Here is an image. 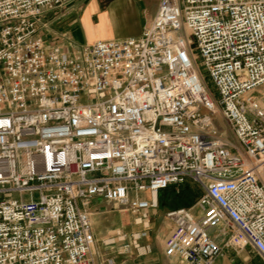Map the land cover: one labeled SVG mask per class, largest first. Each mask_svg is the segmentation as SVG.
<instances>
[{
	"label": "built area",
	"instance_id": "built-area-1",
	"mask_svg": "<svg viewBox=\"0 0 264 264\" xmlns=\"http://www.w3.org/2000/svg\"><path fill=\"white\" fill-rule=\"evenodd\" d=\"M72 1L0 0V264H94L92 200L148 228L187 182L167 257L264 262V0H160L138 38L49 47L42 20Z\"/></svg>",
	"mask_w": 264,
	"mask_h": 264
},
{
	"label": "crops",
	"instance_id": "crops-1",
	"mask_svg": "<svg viewBox=\"0 0 264 264\" xmlns=\"http://www.w3.org/2000/svg\"><path fill=\"white\" fill-rule=\"evenodd\" d=\"M159 5L160 0H73L70 6L44 16L40 34L49 47L67 43L87 47L98 40H130L140 37L153 24ZM94 200L100 204L104 201ZM158 210L148 211V228L136 225L135 217L132 232L118 226L107 212L93 213L94 264H180L177 258L165 254V241L174 226L166 217L162 224L153 222ZM118 232L125 240L118 238ZM137 235L140 239L136 241Z\"/></svg>",
	"mask_w": 264,
	"mask_h": 264
},
{
	"label": "rangeland",
	"instance_id": "rangeland-1",
	"mask_svg": "<svg viewBox=\"0 0 264 264\" xmlns=\"http://www.w3.org/2000/svg\"><path fill=\"white\" fill-rule=\"evenodd\" d=\"M189 38L192 39V37L189 35ZM197 55V53H196ZM197 67L200 72L205 77V81L208 83L210 89L212 90L214 96L218 99L219 95L216 91V88L212 86V83L210 81V78L207 76V72L205 70V67L200 59H197ZM250 99L249 96L245 97V100L248 101ZM253 99L256 100L261 107H264V86H261L256 92L253 94ZM215 123L217 127L228 134V138L236 142L235 137L230 132L229 126L227 123L221 118V116H216ZM180 192L183 194L180 195ZM180 192L177 193L176 187H170L167 192L162 193L161 195V206L158 210V215L153 217V222L162 224L163 220L165 219V215L168 211H171L172 209L177 208H187L191 206L193 203H197L198 199L201 196V191L199 190L198 186L193 184L192 182H187L185 185L180 187ZM188 192H192L193 194H199L197 200L193 203L189 202L185 195ZM14 198H19L18 195H13ZM166 204V205H164ZM194 204V205H195ZM89 206V212L90 213H97L100 211L107 212L109 216L114 219V222L121 226L125 231L132 232L135 227L132 226L133 220L135 219V216L130 212H125L123 209L120 208V206H116L114 204L108 203L106 201H103V204H100V202L92 200L90 202ZM194 213L196 215H199L198 209L194 210ZM264 264L263 260L257 256V254L252 251L251 249H247L246 251L237 253L232 250H226L224 257L219 258L217 261V264Z\"/></svg>",
	"mask_w": 264,
	"mask_h": 264
},
{
	"label": "trees",
	"instance_id": "trees-1",
	"mask_svg": "<svg viewBox=\"0 0 264 264\" xmlns=\"http://www.w3.org/2000/svg\"><path fill=\"white\" fill-rule=\"evenodd\" d=\"M165 192H167V190H165L164 193H165ZM181 194H183V193L180 192V195H181ZM161 195H162V193H160V195H159V200H160V202H161ZM198 196H199V194H193L192 192H188V193L185 195V197L187 198V200H188L189 202H191V203L195 202V201L197 200ZM194 204H195V203H193L191 206H189V207H187V208H190V207L194 206ZM164 205H166V204H164ZM180 208H182V207H180ZM177 209H178V208H177ZM259 264H260V263H259Z\"/></svg>",
	"mask_w": 264,
	"mask_h": 264
}]
</instances>
